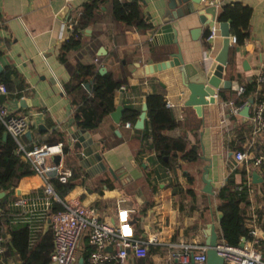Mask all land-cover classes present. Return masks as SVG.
<instances>
[{"label":"crops","instance_id":"1","mask_svg":"<svg viewBox=\"0 0 264 264\" xmlns=\"http://www.w3.org/2000/svg\"><path fill=\"white\" fill-rule=\"evenodd\" d=\"M85 1L0 0V78L5 77L7 89L1 102L9 112L24 114L29 120V137L23 134L18 138L19 142L29 148L33 144L47 143L55 133L60 134L67 148L62 165L76 169L75 176L69 180L70 188L60 199H76L82 205H90L100 220L110 223L114 221L116 208L131 210L128 216L134 235L144 239L153 237L154 240L147 244L144 257L128 253L123 264H170L172 245L186 242L204 246L210 224L219 239L216 193L223 186L233 190L240 184L246 188L245 202L240 203L245 227L255 230L259 239L257 249L264 259V168L253 166L250 160L264 152V129L257 135L251 134L247 117L232 116L224 104L228 100L234 102L240 95L236 94V87L250 83L264 72V0H213L215 16L221 5L232 2L248 6L250 13L245 36L240 42L229 43L226 64L222 67V79L229 80L230 87L217 92L215 89L214 101L202 105L199 114L191 106L183 105L187 90L176 67L161 69L143 78H132L127 70L128 64L141 66L162 61L166 59V53L175 51L174 44L154 45L145 34L150 27L149 19H158L161 15L163 0H136L147 23L142 31L126 28L119 21H110L102 6L97 13L99 19L80 30V46L66 52L69 65L94 63L96 71L102 66L104 72L109 71L113 76L122 70L125 80L120 85L122 88L113 91V107H130L138 113L148 94L160 95L163 101L172 104L164 107L176 125L163 133L170 137L181 136L188 145L196 143L198 150L193 161L169 159L165 166L156 160L149 138L143 141L144 150L136 153L138 143L132 124L127 127L122 122L116 124L108 113L93 129L84 128L92 143L98 142L97 152L91 145L81 147L70 137L82 127L75 125L72 117L78 104H72L64 92L63 86L69 81L70 74L58 53L61 41L69 35V27L74 24ZM208 5L207 0H200L199 11L190 10L172 24L182 61L196 65L197 69L202 61H211L221 44L218 28L216 36L205 41V25L201 26L196 39L190 38L189 30L199 26L197 13H202L205 21L210 18L202 9ZM213 23L217 27V21ZM100 46L104 53L97 56L96 49ZM78 96L79 92L73 93L76 101ZM244 102L237 105L242 106ZM250 108L251 105L248 114ZM235 150L243 151L247 160L235 162L232 157ZM80 151L94 155L88 162L82 159L84 167L79 166L74 157ZM204 167L212 191L209 194L202 191ZM251 172L256 174L255 181H251ZM42 188V180L30 173L19 177L12 192L6 195L3 207L8 213L11 210L8 203L17 196L39 199H35L30 221H12L9 214L6 227L0 228L3 236L0 264H23L10 246L6 230L16 225H26L30 251L41 236L49 232L50 238L48 236L45 244L51 250L47 219L34 217L43 209ZM88 248L86 237H81L76 259ZM102 251L110 252L111 248L106 245ZM104 264L117 263L106 261Z\"/></svg>","mask_w":264,"mask_h":264},{"label":"trees","instance_id":"2","mask_svg":"<svg viewBox=\"0 0 264 264\" xmlns=\"http://www.w3.org/2000/svg\"><path fill=\"white\" fill-rule=\"evenodd\" d=\"M106 9V17L110 21L122 22L126 28H134L142 31L146 28L145 22L136 0H87L81 4L79 15L71 26L69 35L64 38L59 46L58 58L66 65L70 77L64 84V92L70 98V102L78 104L77 109L72 113L75 125L91 130L100 118L112 111V94L123 82L124 76L122 70L119 75L113 76L111 72L97 73L94 63H79L73 65L66 63L65 54L68 50L80 46L79 32L88 24L94 23L100 16L97 13L101 7ZM250 9L248 6L238 2L223 4L220 6L216 15L218 22L226 21L229 26V34L233 35L235 42H240L245 36ZM99 58V57H98ZM97 58V59H98ZM0 83L6 86L5 77L0 78ZM84 83H88V89L84 88ZM242 93L234 100L235 104H241L247 96L252 100L264 96V82L257 84L255 78L242 86ZM79 92L78 100L73 97V93ZM146 104L145 120L142 129H133L134 138L138 146L136 153L144 150V139L149 138V146L155 154L156 160L168 165L169 159H179L182 161H193L197 158V144L188 145L181 136L170 137L163 133V130L172 129L176 123L171 117L170 112L164 107L163 98L160 95L148 94L144 98ZM137 116V111L130 107H125L121 112L122 123L133 124ZM3 127L0 125V191L5 195L0 198V228L6 227L8 221V211L3 207L6 195L12 192L16 180L24 175L32 173L29 164L21 160L14 152L15 142L7 134L2 137ZM60 141V134L55 133L54 138L49 139L47 143ZM63 144V143H62ZM62 151L65 154L67 148L63 145ZM69 168V167H68ZM71 176L66 183H59L54 178H49V182L57 197L70 188V179L75 176V168H69ZM187 181L190 177L187 175ZM240 189L229 190L227 186L218 189L216 193V209L221 213L219 218V238L225 243L236 245L240 238L247 233L243 215L240 211V203L245 202V185L240 184ZM190 194L189 188L186 189ZM60 204L51 200L49 211L60 210ZM10 246L22 259L23 264H45L48 261L49 247L45 244L49 232H45L40 240L31 247L28 246L29 233L26 225H16L7 229ZM42 242V244H40ZM43 253H42V252ZM86 252L82 251L80 256L85 261Z\"/></svg>","mask_w":264,"mask_h":264},{"label":"built area","instance_id":"3","mask_svg":"<svg viewBox=\"0 0 264 264\" xmlns=\"http://www.w3.org/2000/svg\"><path fill=\"white\" fill-rule=\"evenodd\" d=\"M210 5H216L213 0H207ZM71 29V26L69 27ZM217 34V27L212 23L206 31L205 41L209 42ZM233 35L228 36V44L234 43ZM210 47V46H209ZM257 84L264 82V72L255 76ZM122 88V86H119ZM241 86L236 87V94L242 93ZM7 89L0 83V94H5ZM228 106V112L232 116L239 114L241 106L228 100L224 103ZM250 113L247 115L251 134L257 135L264 129V96L252 100ZM165 107H171L169 101H164ZM0 125L3 130L14 140V152L27 161L32 173L42 180L43 209L38 216L40 220L47 219L51 234V250L48 253L50 264H76V251L79 249L81 237H86L88 250L84 264H104L106 261H114L123 264L128 253L136 257H144L147 252V244L153 242V237L142 238L135 236L131 227L128 212L124 208H116L113 222L100 220L94 207L82 205L76 199L62 200L57 197L49 182V178L56 179L59 183H66L71 176L69 168L62 165L63 144L60 141L53 143L33 144L25 148L18 138L28 130L29 120L24 114H14L7 110L0 102ZM124 126H129L124 122ZM53 155L58 156L57 162L50 160ZM235 162H245L247 155L240 150L233 151ZM251 164L264 168V152L250 157ZM236 190L240 186L235 187ZM35 199L17 196L8 203L11 209L12 221L28 222L31 220ZM53 200L61 205L60 210L49 211V203ZM3 236L0 234V254ZM241 245H230L221 238L216 239L212 247L216 255L222 259V264H264L257 249L258 236L253 228L247 230L244 237L240 238ZM110 246V252H103L104 246ZM205 245L193 243H179L172 245L169 252L170 264H205Z\"/></svg>","mask_w":264,"mask_h":264},{"label":"water","instance_id":"4","mask_svg":"<svg viewBox=\"0 0 264 264\" xmlns=\"http://www.w3.org/2000/svg\"><path fill=\"white\" fill-rule=\"evenodd\" d=\"M200 0H163L162 13L158 19H149V28L145 30V34L152 40L154 45L166 46L174 44L175 51H170L166 53V59L154 63H147L141 66H136L135 64H128L127 70L130 72L132 78H143L144 75L165 69L168 67H176L182 85L187 90V95L183 101L184 106H191L194 111L199 114L201 106L212 103L214 101L213 95L219 89L230 87V81L222 79V67L226 64V57L229 49L228 36H229V26L226 21L218 22L215 16L214 5H208V7H203L204 12L209 13L210 18L205 21L202 17V13H197V20L199 23L198 27L189 30L190 38L196 39L201 32V26H206L207 28L214 22L217 21L218 33L221 37V44L215 55L212 57L211 61H202L200 68H196V65L184 63L181 59L177 40H176V29L173 27V21L180 17L182 14L190 13V10L197 12L200 9L197 8ZM104 53L103 48L100 46L96 49V55L99 56ZM104 72V67L100 66L97 68V73L101 74ZM84 88L88 89V83H84ZM3 94H0V102L2 101ZM252 103V97L247 96L244 104L239 109V114L247 117L249 105ZM121 106L116 105L112 111L108 113L111 120L118 124L121 121ZM146 104L142 102L137 113V116L132 124L134 129H142L145 120ZM79 133L84 134L80 136ZM114 133L118 134L117 129H114ZM7 135L6 131L3 130L2 137ZM24 135L28 138L29 131H25ZM77 143H80L81 147L86 145H91L93 151L97 152L99 150L98 142L91 141L89 133L84 129L80 128L75 131V135L70 136ZM88 154V153H87ZM91 156V157H90ZM86 155V153L80 151L75 153L79 166L82 165L83 161L89 160V158H94V155ZM53 162H57L58 156L53 155L51 157ZM84 161V162H85ZM256 174L251 172V181H255ZM202 191L206 193H211V186L208 178L206 177V168L204 167L201 173ZM4 191H0V198L4 196ZM221 213L216 212L217 220H219ZM216 240V233L213 230V225H209L207 229V235L204 240L205 249V264H222V259L220 256L216 255L214 246ZM242 243L239 242L238 245ZM76 264H84L83 258L78 256L76 259Z\"/></svg>","mask_w":264,"mask_h":264}]
</instances>
